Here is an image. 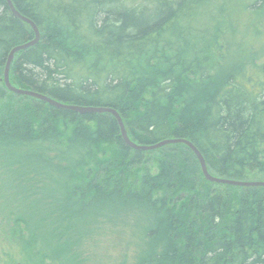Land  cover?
Here are the masks:
<instances>
[{
  "label": "trees",
  "instance_id": "obj_1",
  "mask_svg": "<svg viewBox=\"0 0 264 264\" xmlns=\"http://www.w3.org/2000/svg\"><path fill=\"white\" fill-rule=\"evenodd\" d=\"M12 1L41 33L15 85L111 106L137 143L187 138L214 175L264 180L260 16L241 33L227 0ZM34 37L0 0V264H75L76 231L124 211L146 223L143 264H264V187L208 181L182 143L135 150L112 113L10 91L8 54Z\"/></svg>",
  "mask_w": 264,
  "mask_h": 264
},
{
  "label": "rangeland",
  "instance_id": "obj_2",
  "mask_svg": "<svg viewBox=\"0 0 264 264\" xmlns=\"http://www.w3.org/2000/svg\"><path fill=\"white\" fill-rule=\"evenodd\" d=\"M227 1L240 20L241 33L248 32L251 19H255L254 14L260 16V32L257 35L252 33L250 37L254 45L261 48L260 57H264V0ZM252 4L257 5L253 8ZM145 226L144 219L136 211H124L113 219L98 217L86 226L84 238L81 231H76L78 234L74 238L81 241L77 245L79 257L75 264H143L140 258L150 243Z\"/></svg>",
  "mask_w": 264,
  "mask_h": 264
},
{
  "label": "water",
  "instance_id": "obj_3",
  "mask_svg": "<svg viewBox=\"0 0 264 264\" xmlns=\"http://www.w3.org/2000/svg\"><path fill=\"white\" fill-rule=\"evenodd\" d=\"M12 13L18 17L19 19L23 20L24 22L28 23L31 25L35 32V37L31 40H28L24 43H20L15 45L9 52L6 65H5V70H4V77L3 81L5 82L6 87L12 91L15 94L19 95H24V96H31L40 100H43L53 106L63 108V109H68V110H74L78 111L81 113H87V112H98V113H112L120 126L121 129V135L124 139V141L134 148L135 150H142V151H149V150H155L159 149L163 146L170 145V144H178L182 143L187 146H189L192 151L196 154V156L199 159V162L201 164L202 172L205 176V178L214 183H219V184H226V185H234V186H243V187H254V186H262L264 187V180H239V179H232V178H226V177H221L218 175H214L213 173L210 172L208 168V164L198 149V147L189 139L183 138V137H170V138H165L163 140H160L156 143L153 144H141L133 141L131 137L129 136L128 129L126 127V124L119 113V111L116 108H113L111 106H84V105H78V104H70L66 103L63 101H60L58 99H55L49 95H46L44 93L38 92L33 89H27V88H22L20 86L15 85L12 80H11V69L13 62L15 60L16 55L29 47L35 46L39 41L41 37L40 30L37 26V24L29 17L25 16L22 14L14 5L12 0H6Z\"/></svg>",
  "mask_w": 264,
  "mask_h": 264
}]
</instances>
